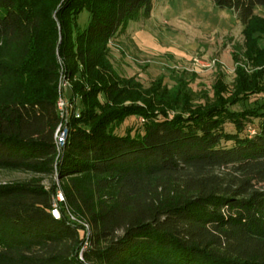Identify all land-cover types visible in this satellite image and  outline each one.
Wrapping results in <instances>:
<instances>
[{"label":"trees","instance_id":"obj_1","mask_svg":"<svg viewBox=\"0 0 264 264\" xmlns=\"http://www.w3.org/2000/svg\"><path fill=\"white\" fill-rule=\"evenodd\" d=\"M211 1L244 50L209 92L113 68L108 42L153 0H0V168L56 171L64 195L56 218L55 186L0 184V264H264V0ZM61 67L83 107L59 154Z\"/></svg>","mask_w":264,"mask_h":264},{"label":"rangeland","instance_id":"obj_2","mask_svg":"<svg viewBox=\"0 0 264 264\" xmlns=\"http://www.w3.org/2000/svg\"><path fill=\"white\" fill-rule=\"evenodd\" d=\"M254 13L264 17V6H257ZM88 20L89 12L82 9L77 16L80 30L87 25ZM243 38L242 25L236 15L228 9L216 7L211 0H153L149 17L140 16L129 20L125 30L108 42V59L121 77L133 76L143 87L149 86L160 76L168 86L185 76L184 79L188 80V86L193 91L210 92L219 68L226 83H232L234 56H242ZM260 42L264 45V41ZM195 56L216 58L217 64L214 68L195 72L196 76L189 81L191 59ZM58 62L61 64L59 59ZM61 69L57 82V100L62 102L59 106L61 121L56 137L58 144L61 143L59 138L62 132L69 128L70 118H78L83 107L81 96L72 92V82ZM253 102V98H249L231 106V109L252 107L255 105ZM173 111L167 109L170 115ZM143 121L142 116H127L117 132L123 133L129 126L138 127ZM225 128L233 130L228 123ZM59 156H56L57 159ZM18 181L38 182L46 189L55 186L53 202L58 203L59 192L63 195L61 180L56 171L47 174L0 168V184ZM83 225L88 229V225Z\"/></svg>","mask_w":264,"mask_h":264},{"label":"built area","instance_id":"obj_3","mask_svg":"<svg viewBox=\"0 0 264 264\" xmlns=\"http://www.w3.org/2000/svg\"><path fill=\"white\" fill-rule=\"evenodd\" d=\"M216 64H217L216 58H206V57H201V56H195V57H192V59H191V67L189 70H191L192 72H198V71L203 70V69L214 68L216 66ZM262 95L264 97V92ZM61 103L62 102L60 100H57L56 104H57L58 111H59V106L61 105ZM59 114H60V112H59ZM58 129H59V125L56 129L54 137H55V143H56L57 149H58L59 154H60V152H61L60 150H61L62 146L64 145V142H65V139L67 136V130L62 132V134L60 135L59 139H61V143L58 144V142L56 141ZM57 197H58V199H57L58 202L62 201L64 199L62 193H60V192L58 193ZM51 214L53 215V217H56V218L59 217V209L57 206V201L53 202Z\"/></svg>","mask_w":264,"mask_h":264}]
</instances>
